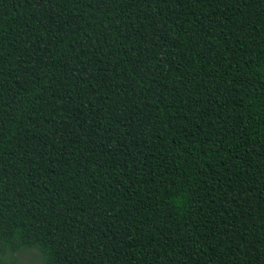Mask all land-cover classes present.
Returning <instances> with one entry per match:
<instances>
[{
	"label": "trees",
	"instance_id": "trees-1",
	"mask_svg": "<svg viewBox=\"0 0 264 264\" xmlns=\"http://www.w3.org/2000/svg\"><path fill=\"white\" fill-rule=\"evenodd\" d=\"M264 264V0H0V261Z\"/></svg>",
	"mask_w": 264,
	"mask_h": 264
},
{
	"label": "rangeland",
	"instance_id": "rangeland-1",
	"mask_svg": "<svg viewBox=\"0 0 264 264\" xmlns=\"http://www.w3.org/2000/svg\"><path fill=\"white\" fill-rule=\"evenodd\" d=\"M0 264H42L40 255L33 249L19 252L15 257L6 256Z\"/></svg>",
	"mask_w": 264,
	"mask_h": 264
}]
</instances>
